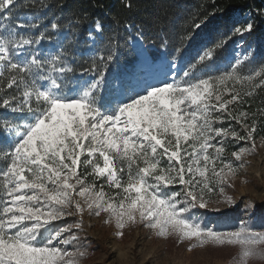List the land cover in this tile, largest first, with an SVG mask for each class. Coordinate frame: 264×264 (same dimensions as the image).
Returning a JSON list of instances; mask_svg holds the SVG:
<instances>
[{"label":"snow or ice","instance_id":"6c2138e0","mask_svg":"<svg viewBox=\"0 0 264 264\" xmlns=\"http://www.w3.org/2000/svg\"><path fill=\"white\" fill-rule=\"evenodd\" d=\"M16 6L0 0V264H79L86 253L66 246L78 241L73 229L82 223L54 222L85 212L104 214L117 237L142 225L157 238L189 241V250L238 246L239 264L264 261V224L253 230L241 220L219 231L191 214L208 206L206 193L215 187L223 194L239 170L225 160L228 138L251 143L230 153L235 161L256 148L264 107L249 113L240 106L264 89V62L245 69L248 56H237L221 71L215 53L226 41L218 39L179 78L173 72L171 82L127 95L122 82L107 79L114 52L94 55L77 73L75 25L54 19L52 32L45 26L35 35L40 18L20 21ZM253 27L249 21L233 35ZM95 30L102 31L100 22ZM43 41L55 50L40 47ZM225 120H235L244 135L231 125L216 127Z\"/></svg>","mask_w":264,"mask_h":264},{"label":"trees","instance_id":"16d2710c","mask_svg":"<svg viewBox=\"0 0 264 264\" xmlns=\"http://www.w3.org/2000/svg\"><path fill=\"white\" fill-rule=\"evenodd\" d=\"M13 11L20 21L31 20L33 16L40 18L41 27L33 30L35 35L45 26L52 32L50 22L54 19L62 23L72 22L78 40L73 41L71 66L77 69V73L82 66H88L94 55H107L109 50L114 52V59L108 65L107 79L122 82L127 95L139 92L142 87L140 82L134 83L132 79L138 63L136 52L129 42L132 35L140 37L144 45H151L148 55L152 61L163 57L168 60L182 58L188 69L189 64L195 63L198 54L218 39H224L226 43L215 53L216 67L225 61L235 46L247 52L245 69L264 62V16L260 14L264 11V0H17ZM200 21L205 22L195 29L193 25ZM249 21L254 25L250 33L233 35L235 27ZM96 22L102 25L101 32L94 30ZM90 31L92 40L87 38ZM40 47L55 50L54 44L48 41H43ZM178 47L182 54L175 51ZM136 86L137 91L134 89ZM246 99L249 102L241 105V110L251 113L264 107V89H258L253 98ZM3 114L4 110L0 109V115ZM7 115L11 118L14 114ZM229 121L234 127L241 128L235 120ZM257 124L254 137L264 138V117L259 118ZM75 220L76 217H67L54 223L60 225ZM100 244L97 241L82 245L80 250L86 255L79 262ZM250 259L251 264L264 262Z\"/></svg>","mask_w":264,"mask_h":264},{"label":"rangeland","instance_id":"374dc122","mask_svg":"<svg viewBox=\"0 0 264 264\" xmlns=\"http://www.w3.org/2000/svg\"><path fill=\"white\" fill-rule=\"evenodd\" d=\"M133 36L136 35H132L131 39ZM144 46L148 53L151 45ZM237 56L243 58L247 56V52L235 46L231 54L217 67L228 68L230 63L235 62ZM173 63L177 65L176 68L171 67ZM184 70H188V66L184 64L182 58L168 60L163 57L156 61L150 59L148 64L138 58L132 79L134 83L140 82L143 88L145 84H157L165 79L171 82L173 72L177 73L176 78H179ZM134 89L137 91V86ZM230 125L244 135V131L234 127L229 120L224 121L219 127L228 128ZM262 139L264 138L255 137L254 152L243 157L241 161H235L228 154L229 151L231 153L243 147H251V143L236 142L228 138L225 145V160H232L239 170L235 177H230L228 183L223 185V194L218 187H215L212 193H206L208 206L205 209H193L191 214L194 217L206 226L215 227L219 231L234 230L241 220L248 221L253 230H261L260 226L264 224V203L259 205L264 201V143L261 142ZM240 164L244 167L240 168ZM179 187L177 185L175 190H179ZM225 197L231 198V203H227ZM68 217H76L74 222L82 223L81 229H73L79 239L74 244L66 246L69 251L80 250L82 245L92 242L101 243L98 247L94 246L79 264H239L238 246L205 245L189 250V241L180 242L174 236L166 239L157 238L152 231L142 225L125 228L123 236L117 237L114 224L104 222L106 219L104 214L97 217L85 212L82 217L79 215ZM71 224L73 222L59 226ZM248 264H251V259L248 260Z\"/></svg>","mask_w":264,"mask_h":264},{"label":"bare ground","instance_id":"6f19581e","mask_svg":"<svg viewBox=\"0 0 264 264\" xmlns=\"http://www.w3.org/2000/svg\"><path fill=\"white\" fill-rule=\"evenodd\" d=\"M130 44L132 48L136 51L137 57L145 63H149L150 58L148 53H145V46L143 45L141 39L138 36H133V39H130Z\"/></svg>","mask_w":264,"mask_h":264},{"label":"water","instance_id":"95a60500","mask_svg":"<svg viewBox=\"0 0 264 264\" xmlns=\"http://www.w3.org/2000/svg\"><path fill=\"white\" fill-rule=\"evenodd\" d=\"M148 46V45H147Z\"/></svg>","mask_w":264,"mask_h":264}]
</instances>
